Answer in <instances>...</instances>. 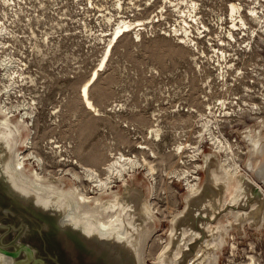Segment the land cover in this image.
Wrapping results in <instances>:
<instances>
[{
  "label": "rangeland",
  "instance_id": "374dc122",
  "mask_svg": "<svg viewBox=\"0 0 264 264\" xmlns=\"http://www.w3.org/2000/svg\"><path fill=\"white\" fill-rule=\"evenodd\" d=\"M231 3L243 8L245 33L231 30ZM13 4L17 10L7 11L9 24L2 23L6 31L0 39V51L8 53L0 59L12 60V72L17 73L12 74L16 84L9 102L30 103L34 111L32 143L17 148L27 157L40 156L44 175L66 173L69 178V172H75L82 178L77 184L89 196L94 187L81 176L84 167L104 178L106 165L119 154L154 166L153 191L145 166L126 175L131 198L142 192L157 209L153 223L148 220L142 228V234H149L144 264H159L156 255L169 241L171 220L186 206L181 181L167 173L192 170L194 162L203 164L201 156L213 152L207 139L198 143L206 132L205 120H216L219 129L213 130L232 144L241 173L264 190V161L248 158L250 144L243 133L247 127L255 128L256 117L264 118V0H14ZM251 9L263 21L252 18ZM121 21L132 24V31L115 39L119 38L101 66ZM93 73L98 75L90 83L89 98L95 109H89L81 90ZM4 84L9 81L0 76L2 89ZM3 98L0 94V101ZM225 112L229 116L223 117ZM187 144L201 145L205 154L197 161L188 149L179 154L178 147ZM199 171L201 187L205 174ZM115 185L114 190L119 187L117 193L129 199L121 182ZM5 189L0 185V253L16 264H59L40 222ZM259 199H249L254 207H262L261 213L252 215L255 220L241 221L228 213L219 218L223 230L212 236L218 245L206 251L216 255L207 259L209 263L264 264V204ZM32 229L40 230L39 245ZM208 230L201 231L202 240L210 239ZM200 249L197 246L199 254Z\"/></svg>",
  "mask_w": 264,
  "mask_h": 264
},
{
  "label": "bare ground",
  "instance_id": "6f19581e",
  "mask_svg": "<svg viewBox=\"0 0 264 264\" xmlns=\"http://www.w3.org/2000/svg\"><path fill=\"white\" fill-rule=\"evenodd\" d=\"M192 4L195 5L193 2ZM229 13L232 23L231 30H241L245 33L247 22L242 14L243 8L236 3H231ZM249 14L252 18L257 17L259 23L263 21L256 10H249ZM5 31L6 27L0 22V39ZM131 31L132 24L130 23L121 21L117 25L101 66H103L109 52H111L113 43L116 44L119 40V38L116 41L115 39L122 35L121 33ZM136 35L138 38V34ZM228 36L232 39L233 33L229 31ZM233 40L235 39L233 38ZM13 64L14 62L8 58L0 59L2 81L3 79L9 81V84L3 85V89L0 87V94L4 97L3 101H0L1 188L5 187L11 197L17 200L18 203L27 206L36 220L40 222L43 232L47 234L45 241L50 251L57 254L58 259L56 261L59 264H144L142 253L144 242L149 234L146 235L147 232L145 231L142 234V228L145 229L148 220L153 223L157 209L150 198L145 199L143 197L142 192H138L134 195V198H131V188L128 189L127 187L126 175L131 176L137 170H140L142 166H145V170L153 180L151 190L153 191L156 184V179L153 176L154 166L152 167L146 161L142 163L136 158H126L123 154H119L117 158L106 165L104 178H101L96 170L84 167L81 176L86 182L93 185L94 188H90L93 196H89V193L85 194L82 185L77 184V182L80 183L82 178L80 179L75 172L70 171L69 178H65L64 174L66 173L58 176L42 174L44 170L42 172L40 168L43 165L41 157L32 156V153H30L28 155L32 157L30 159L17 148L19 145L30 147L32 143L30 140L34 111L30 103L24 102L20 105L13 103V105L9 102L10 93L16 84L12 75L16 73L15 71L12 72ZM97 75V73H93L81 90L83 102L89 109H95L89 98V88L91 81L95 80ZM221 106H224V104H221ZM224 116H229V113L225 112ZM255 119L257 122L253 127L257 129L247 127L243 132L245 133L244 137L248 139V144H250L248 158H258L264 161V133H261L264 130V118L256 117ZM202 127L205 128L206 132L200 136L198 143H201L203 138L207 139V142L211 145L212 154L206 155L203 153L199 144L198 146L187 144L183 145L184 147H178L179 154L183 153V150H190V157L195 161L200 159L199 156L202 153L205 154L201 156L203 164L200 163V165L194 162L192 170L172 169L167 173V175L175 176L178 181H181L186 190L184 199L186 206L180 214L174 216L171 220L172 228H169V233H167L169 241L166 240L167 243L162 244L163 246L156 255V261L159 264H212L213 262L209 263L207 259H216V255H214L215 257L212 253L208 255L206 251L210 250L209 247L213 249L216 247L215 245H218L213 242L212 236L223 230L221 223L218 222L219 218L228 213L235 215L234 217L241 219V221L249 218L254 219L252 215L254 213L258 214L262 207H254V204L249 203V199L258 197L260 201L264 202V190L258 184L259 182H255L249 177L250 175L241 173L240 164L238 165L240 158L233 151L232 144L227 140L220 139L216 135L219 132H214L213 129L218 128L216 120H205ZM156 133L157 131H155ZM217 156L219 159L216 163L212 159ZM33 164L39 165V168L38 166L35 168ZM199 170H202L205 174V182L201 187V177L199 178L197 173ZM253 170V167L250 168V171L253 172ZM65 180L68 181V183L66 182L67 186ZM118 182L123 185L124 196H128L129 199L117 193L116 190L119 187L114 190L115 184ZM247 186L253 187L254 191H247ZM112 187L113 189H111ZM149 190L147 193L150 192ZM106 195H109L110 199L104 200L103 198ZM262 202L261 204H264ZM259 222H262L261 219H259ZM202 230H208L210 239L202 240ZM31 232L33 240L38 244L41 238L40 230L34 231L32 229ZM197 246L201 248L200 250L203 249V253L199 254V251L196 250ZM27 251L30 253L29 249ZM190 256H193L194 259L191 260ZM0 262L2 264H16L12 257L1 253Z\"/></svg>",
  "mask_w": 264,
  "mask_h": 264
},
{
  "label": "built area",
  "instance_id": "2783aa9c",
  "mask_svg": "<svg viewBox=\"0 0 264 264\" xmlns=\"http://www.w3.org/2000/svg\"><path fill=\"white\" fill-rule=\"evenodd\" d=\"M13 1L14 0H0V20H1V23H5L6 26H7V24H9L6 21V13H7V11H9V10H11V11L17 10L15 8L13 9V6L15 5V4H13ZM4 42L6 43V41H4ZM4 53H8V52L3 50V49H1L0 56L3 55ZM214 57L216 58L215 55H214ZM17 60H18V63H20V65L23 64V63H21V60H19V59H17ZM222 63H224V62H222ZM218 67H219V64H218ZM20 70H21V66H20Z\"/></svg>",
  "mask_w": 264,
  "mask_h": 264
}]
</instances>
